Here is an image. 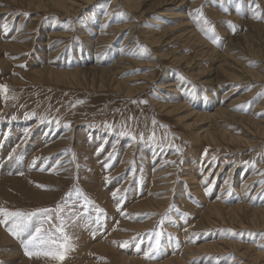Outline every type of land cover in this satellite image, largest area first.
Returning a JSON list of instances; mask_svg holds the SVG:
<instances>
[{
	"label": "rangeland",
	"instance_id": "374dc122",
	"mask_svg": "<svg viewBox=\"0 0 264 264\" xmlns=\"http://www.w3.org/2000/svg\"><path fill=\"white\" fill-rule=\"evenodd\" d=\"M257 210L264 0H0V264H264Z\"/></svg>",
	"mask_w": 264,
	"mask_h": 264
},
{
	"label": "bare ground",
	"instance_id": "6f19581e",
	"mask_svg": "<svg viewBox=\"0 0 264 264\" xmlns=\"http://www.w3.org/2000/svg\"><path fill=\"white\" fill-rule=\"evenodd\" d=\"M65 3L66 2H64V5H65ZM154 41V40H153ZM155 42H157L156 40H155ZM209 118L211 119V118H214V115H211V116H209ZM196 137L197 138H201L200 136H199V134H196ZM28 193V192H27ZM41 198V197H40ZM246 213V212H248V209L246 208V209H244V208H241V207H234V208H227V209H225L224 207H221V206H219V207H217V206H214V207H211V209H210V211H209V214L211 215V216H213V215H217V216H220V215H223V214H226L228 217H231V218H239L238 216L240 215V214H242V213ZM264 214V210H257V211H253L252 213H251V215H250V217L253 219V218H256V217H262V215ZM260 215V216H259ZM242 228H244V227H242ZM225 233H227V232H220L219 234H218V236L220 237V238H222L221 236L222 235H224ZM231 233V232H230ZM229 234V233H228ZM247 234L245 233V232H243V231H239V232H232V235H230L231 237H233V238H240V237H245ZM3 238V241H4V243H6V244H8V241L4 238V236L2 237ZM94 244V243H93ZM226 245H228V246H230L231 248H234V249H236L237 248V244H233V243H229V244H227V243H225ZM96 245V244H95ZM93 246V245H92ZM95 248H97L98 249V246L96 245L95 246ZM99 248H100V246H99ZM13 249V248H12ZM11 248L10 249H8L9 251H8V253H7V258H8V260H11V262L14 260V257H15V251L14 250H12ZM15 249V248H14ZM197 250H202V247H199ZM246 251H249V248L247 247V249H246ZM170 260V259H169ZM15 262V261H14ZM182 262V261H181ZM180 261H179V263H181ZM21 264H24V263H21Z\"/></svg>",
	"mask_w": 264,
	"mask_h": 264
},
{
	"label": "snow or ice",
	"instance_id": "6c2138e0",
	"mask_svg": "<svg viewBox=\"0 0 264 264\" xmlns=\"http://www.w3.org/2000/svg\"><path fill=\"white\" fill-rule=\"evenodd\" d=\"M5 215H7V216H18L20 214L19 213H5ZM36 231H37V233H39L40 229H37ZM9 232L13 236H15L17 234L16 232L12 231V229H9ZM158 235L159 234H157V245H154L153 246L154 248L158 246ZM37 240H39L41 244L45 243L43 237L36 236V237H33L31 240H29L28 244L39 249V245H36V243H35ZM60 247L62 248L63 245H61ZM25 255L28 256L29 258H31L33 255H36V256H49L52 259H58V260L64 259L63 252H59L56 248H52V247H49L46 250H37V251L33 252V251H29L28 247L26 246L25 247ZM146 257H147V254H146Z\"/></svg>",
	"mask_w": 264,
	"mask_h": 264
}]
</instances>
